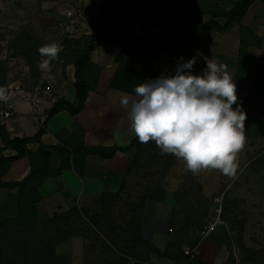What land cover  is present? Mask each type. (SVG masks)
<instances>
[{
	"label": "crops",
	"instance_id": "0c3cea01",
	"mask_svg": "<svg viewBox=\"0 0 264 264\" xmlns=\"http://www.w3.org/2000/svg\"><path fill=\"white\" fill-rule=\"evenodd\" d=\"M20 1V2H19ZM22 0H10L6 6L0 7L2 15L6 9L17 11V5ZM34 1L38 11L32 12V21H20L11 29L19 30L24 27L29 36L50 45L53 42L61 46V58L64 60L62 68H57L54 76L52 91L45 95L39 106L37 114H32L28 104L22 101V93L37 80L32 78L29 68L23 60H20L22 72L4 89L6 98L0 100V113L14 107L15 123L14 132L5 130L0 116V132L7 133L10 140L31 139L44 129V134L39 143H30L27 149L35 154L40 146L50 153L49 169L60 172L55 177L43 180L39 189L40 200L36 205L38 220H48L54 215H64L77 210L79 214H92L99 211L105 205L107 198L115 196L122 182L130 174L133 167L132 150L128 149L137 138L131 131L130 121L127 118V110L122 104L125 96H131L109 88V84L117 72L118 65L115 62L119 49L111 44L96 45L90 53V62L100 69L97 83L92 86L81 111L76 115H70L66 111L59 112L51 117L48 113L53 105L65 100L73 108L77 107L75 68L73 60L75 56L68 54V44H76L78 48L84 45V38L102 36L114 27L100 16L104 7L108 6L117 13L127 16L124 28L127 34L138 36L140 27L130 18L135 4L145 5L149 0H89L87 15L84 23L79 26L68 39L62 38V24L71 14L73 0H55L53 2ZM238 0H162L167 8L192 6L204 12L201 23L212 20L216 14H226L233 8ZM207 6V7H206ZM206 8H210L209 11ZM13 12V11H12ZM24 12V11H23ZM210 12V13H209ZM224 19H220L222 25ZM240 25L248 29L261 40L258 47L248 48V52L255 58L264 61V4L260 1L253 3L247 10ZM152 38L161 39L157 29L150 31ZM212 42H216V50H210ZM239 25H234L227 34H213L207 39L200 40V52L204 56H210L216 61L217 56L227 59H236L239 51ZM47 59V57H44ZM42 60V59H41ZM44 60V59H43ZM148 57L139 59L126 58L127 68L141 73L147 63ZM17 68V69H20ZM230 74L237 83L236 69L230 67ZM147 80L143 78V81ZM250 81V80H249ZM249 83V82H248ZM244 87L243 93L251 92ZM11 91L9 92V90ZM240 99V98H239ZM68 144L83 146L92 149L112 148L120 151L108 159L98 155H90L85 159L76 157L73 161L72 151ZM4 144L0 137V149ZM57 149H60L59 152ZM69 153L66 154V153ZM3 157L11 158L16 155L11 149H5ZM79 170V171H78ZM30 175L29 158H22L12 163L4 176V181L10 183L22 182ZM180 196L176 192L164 188H157L148 195L139 206L140 227L137 239L147 248L143 255L152 264H226L227 254L224 242L218 230L209 238L201 239L196 236L190 217L176 224L175 216L179 211ZM107 205V204H106ZM181 210V209H180ZM18 212V193L16 189H0V222L15 220ZM175 215V216H174ZM181 216V215H179ZM68 247L67 261L69 264H82L84 256V238L72 237L65 240ZM149 248H154L157 253H150ZM183 248L192 250L191 257L183 255Z\"/></svg>",
	"mask_w": 264,
	"mask_h": 264
},
{
	"label": "rangeland",
	"instance_id": "374dc122",
	"mask_svg": "<svg viewBox=\"0 0 264 264\" xmlns=\"http://www.w3.org/2000/svg\"><path fill=\"white\" fill-rule=\"evenodd\" d=\"M7 3H1L0 7ZM11 8L0 14V85L4 88L22 72L20 60L24 59L14 49L19 36L27 31L24 27L15 30L9 26L32 21V12L38 11L32 0H22L17 11L14 7L12 12ZM111 10L104 7L100 16L113 27L120 25L121 20ZM199 43L196 50L201 51ZM209 49L216 50V42H212ZM67 50L72 57L79 48L68 44ZM205 58L214 61L203 54L194 72L206 66ZM235 83L237 97L249 100L251 94L243 92L251 81ZM243 110L246 113L245 143L237 153L234 175L211 168L193 172L183 159L174 154H161L154 141L141 142L132 150L134 163L130 174L117 194L107 198L103 209L92 214H73L54 222L41 220L35 227L0 222V264H69L65 240L77 236L84 238L82 264L148 262L143 256L146 245L137 239L138 210L146 197L159 187L180 196L181 210L172 209L177 213L175 222L182 227L187 222L180 221L190 217L197 237L216 217L221 205L223 226L216 231L224 242L226 264H256L250 262L264 255V165L259 161L264 154V119L259 114L264 111V102L253 112Z\"/></svg>",
	"mask_w": 264,
	"mask_h": 264
},
{
	"label": "trees",
	"instance_id": "16d2710c",
	"mask_svg": "<svg viewBox=\"0 0 264 264\" xmlns=\"http://www.w3.org/2000/svg\"><path fill=\"white\" fill-rule=\"evenodd\" d=\"M6 1L10 0H0V4ZM42 1L47 2L49 0ZM256 1L264 4V0H238L234 3L230 12L216 14L212 20L204 24L201 23V20L205 14L196 7L167 8L162 0H149L145 5L135 4L130 18L140 27L137 37L129 35L125 31L124 23L127 16L117 13L112 9L111 11L121 20V24L105 32L102 36L84 38V45L79 49L73 60L75 68L74 88L78 100L77 107L73 108L65 100H60L50 109L48 117L62 111H66L70 115H76L81 111L88 93L92 89V86L97 83L100 73V69L93 65L89 58L90 53L94 51L96 45L106 43L119 49L115 57L118 69L109 84V88L134 95L135 86L140 84L143 78H155L162 73L172 72L177 58L182 56L187 60L196 54V45L200 40L207 39L213 34H227L232 30L234 25H239L240 44L237 58L227 59L223 56H217L216 60L217 63L227 65L228 70L230 67H234L238 81H251V98L249 100L238 98V101L241 103L243 109L253 112L260 103L264 102V61L253 57L248 52V48L253 46L258 47L261 40L248 29L242 27L240 23L246 15L248 8ZM220 19L225 20L222 25L219 23ZM152 29H157L160 32V40L151 37L150 31ZM45 45L47 44L29 36L27 33H22L18 38L14 50L24 59L32 78L39 76L40 60L46 57L40 54L39 49ZM142 56H147L148 60L141 73L127 68L126 58L139 59ZM199 59L200 57H197V61ZM1 88L4 87L0 85ZM259 114L264 119V111L259 112ZM43 134L44 129L41 128L34 138L10 140L6 132H0V137L4 144V148L0 149V189L17 190L18 212L16 219L12 220V222H18V227H35L39 224L40 221L36 213V205L40 200L38 191L44 179L55 177L60 173L49 169L48 165L51 156L46 148L40 146L35 154H32L27 149L28 144L39 143ZM140 143L137 137L128 149H137ZM68 145L73 154V161H75L76 157L83 160L90 155H98L104 159H108L115 152L120 151L115 148L105 150ZM5 149H11L16 155L11 158L3 157L2 153ZM57 150L61 152L60 149ZM66 154L69 155L68 152ZM26 157L30 161V175L19 183L4 181V176L12 163ZM259 161L264 165V154ZM262 174V180L264 181V171ZM73 214L79 213L77 210H74L64 215H54L51 219L45 220V222H54ZM149 252L157 253L154 248H149ZM250 263L264 264V255Z\"/></svg>",
	"mask_w": 264,
	"mask_h": 264
},
{
	"label": "clouds",
	"instance_id": "9594fccd",
	"mask_svg": "<svg viewBox=\"0 0 264 264\" xmlns=\"http://www.w3.org/2000/svg\"><path fill=\"white\" fill-rule=\"evenodd\" d=\"M59 51L55 42L41 47L47 57L41 67L49 66ZM202 56L197 50L187 60L177 58L172 72L142 81L121 102L140 142L154 141L161 154L183 159L193 172L211 168L232 176L245 143L246 113L227 65L205 58L206 66L193 71ZM5 98L0 89V100Z\"/></svg>",
	"mask_w": 264,
	"mask_h": 264
},
{
	"label": "built area",
	"instance_id": "2783aa9c",
	"mask_svg": "<svg viewBox=\"0 0 264 264\" xmlns=\"http://www.w3.org/2000/svg\"><path fill=\"white\" fill-rule=\"evenodd\" d=\"M89 0H73V5L71 7V14L68 16L67 20L62 24V38L68 39L72 33L81 26L87 15ZM62 48L60 46V51L57 57L50 61L49 66L41 67L43 59L40 60L39 76L32 85L22 93V101L29 105L32 114H37L39 111V106L45 95H48L54 85V76L57 68H62L64 65V60L61 58ZM5 89V88H4ZM11 89L9 90V92ZM2 118L3 126L5 130L9 133L14 132L15 123V108H9L0 113ZM221 205L220 209L216 212V217H214L207 226L203 227L200 232L201 239L209 238L219 227L223 226L221 220ZM183 255L185 257L192 256V250L190 248H183ZM131 264H152L150 262L137 263L135 261L130 262Z\"/></svg>",
	"mask_w": 264,
	"mask_h": 264
}]
</instances>
